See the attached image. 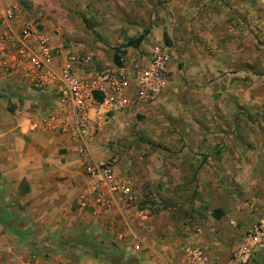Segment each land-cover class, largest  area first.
<instances>
[{"label": "rangeland", "instance_id": "obj_1", "mask_svg": "<svg viewBox=\"0 0 264 264\" xmlns=\"http://www.w3.org/2000/svg\"><path fill=\"white\" fill-rule=\"evenodd\" d=\"M9 3L24 20L39 22L56 44L91 53L97 66L115 64L118 54L120 64L134 72L148 47H169L166 87L143 109L109 117L99 133V153L105 154H91L115 163L136 194L129 205L151 223L170 219L182 243L191 242L201 227L212 242L214 262L222 256V264H229L233 239L264 211V0ZM143 32L138 46L127 43ZM84 183L88 189L86 178ZM0 204L5 205L1 197ZM230 206L236 212L227 215ZM214 210L221 211L219 218ZM19 219L17 212H0V264L50 258L54 239L39 236L33 242L26 227L11 225ZM116 241H96L106 250L92 256L100 264L134 263L120 254ZM248 264H264V251Z\"/></svg>", "mask_w": 264, "mask_h": 264}, {"label": "crops", "instance_id": "obj_2", "mask_svg": "<svg viewBox=\"0 0 264 264\" xmlns=\"http://www.w3.org/2000/svg\"><path fill=\"white\" fill-rule=\"evenodd\" d=\"M1 2L0 7L7 4V0ZM54 103L53 92L37 91L20 75H7L0 70V197L5 203L0 204V212H17L20 219L11 225L26 227L33 242L39 236L54 239L50 258L38 264H88L90 259L96 260L92 252L106 250L96 242L103 238L119 239L120 254L134 258L132 264H163L164 257H177L183 241L176 233L175 223L168 218H159V225H155L143 210L140 213L136 206L106 192L100 202L90 201L85 207L73 208L83 194L91 200L84 188L83 163L76 141L67 133L44 129L40 124L31 128V122L44 116ZM147 104L115 111L110 119L129 114L133 108L143 109ZM101 130L91 145L95 154L101 146ZM102 154L105 153H99ZM229 210L225 214L236 212L233 206ZM85 242L93 245L88 247ZM197 242L207 248L212 264L223 263L222 256L220 263L214 262L215 252L211 251L208 236H198Z\"/></svg>", "mask_w": 264, "mask_h": 264}, {"label": "built area", "instance_id": "obj_3", "mask_svg": "<svg viewBox=\"0 0 264 264\" xmlns=\"http://www.w3.org/2000/svg\"><path fill=\"white\" fill-rule=\"evenodd\" d=\"M18 14L17 5L12 3L0 7V70L7 75L18 74L35 90L55 95L54 106L31 122V128L40 124L44 129L67 133L76 141L83 173L90 183L86 193L91 200L83 194L82 205L85 201L100 202L104 192L130 204L134 199L131 186L118 176L113 161L91 154V145L115 111L148 103L166 87L168 47L153 44L136 62L134 72L125 63L96 66L91 53L53 44L39 22L24 20ZM252 205L245 203L249 208ZM139 212L142 213L140 209ZM202 233V228L197 227L192 241L180 242L179 255L164 257L163 264H212L207 248L197 242ZM260 251H264V211L232 244L229 264H248ZM88 264L100 263L91 260Z\"/></svg>", "mask_w": 264, "mask_h": 264}, {"label": "trees", "instance_id": "obj_4", "mask_svg": "<svg viewBox=\"0 0 264 264\" xmlns=\"http://www.w3.org/2000/svg\"><path fill=\"white\" fill-rule=\"evenodd\" d=\"M144 38V32L143 33H141V34H139L138 36H136L135 38H133V39H129V40H127V43L129 44V45H133V46H138V44L140 43V41L142 40ZM164 38H165V41L167 42V39H166V36H164ZM113 59H114V61H115V64H120V60H119V56H118V54H114L113 55ZM212 215H213V217H215V218H219L220 216H221V211L220 210H214V211H212ZM84 245H86V246H88V247H91L93 244L91 243V242H85V243H83ZM96 253H98V251H96Z\"/></svg>", "mask_w": 264, "mask_h": 264}]
</instances>
